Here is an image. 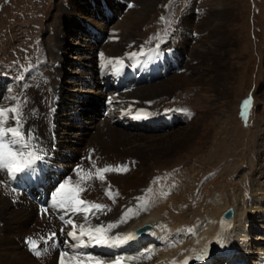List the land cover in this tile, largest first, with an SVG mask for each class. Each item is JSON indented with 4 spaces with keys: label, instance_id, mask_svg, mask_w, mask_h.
Instances as JSON below:
<instances>
[{
    "label": "bare ground",
    "instance_id": "6f19581e",
    "mask_svg": "<svg viewBox=\"0 0 264 264\" xmlns=\"http://www.w3.org/2000/svg\"><path fill=\"white\" fill-rule=\"evenodd\" d=\"M84 1L90 2L84 4L77 2L78 5H82L83 11L87 5L94 7L95 2L99 0ZM105 1L114 2V0ZM129 1H133L135 4L132 7L133 11H130L129 5L118 0L116 4L119 6V13L122 14L111 16L110 19H99L102 25L106 24L108 39L113 41L111 44L107 42L103 46L107 38L100 39V43L97 37L92 35L94 31L92 23L82 24L84 26L82 32L88 33L90 37L89 45L93 44L94 46L92 45L93 49L89 53L92 58L86 56V59L88 58L90 61L80 62L79 66L82 69L78 73L79 75H73L71 79L70 86L75 90L71 91L67 102L70 103L74 97H80V103H78L80 107L76 102H73L77 105L78 112H72L73 117L70 122L69 119L66 120L65 114L68 113L61 111L57 103L60 94L64 91L62 87H50L46 83V89L40 87V95L36 97L33 92L39 85L31 83L30 87L26 88L29 77L26 78L24 84L20 83L21 86L19 84L20 89L14 95L12 93L4 94L3 84L0 82V108L13 107L17 101L23 105L22 111L25 113L26 120L24 128L26 130L29 127L33 129V135L38 138L39 147L43 149L44 159L37 162L36 168L47 171L50 167L51 173H54L51 175V180L56 184L49 188L48 200L51 207L47 217L40 213L35 203L14 191L17 184L25 183L26 179L23 176L17 175L16 179H12L6 172L0 171V263L59 264L60 254L57 249L43 248L44 254L37 257L29 249L27 238L31 237L36 240L34 233L37 232L39 242H42L53 230L57 231L59 235L58 226L60 223L57 217L61 215V212L53 207V193L61 182L71 178L70 183L75 185L79 181L80 175H84L85 172L90 170L95 175L96 168L108 166L113 168L126 166L127 171H110L104 173V181L92 179L82 183V186L87 189L82 193V199L107 206L104 213L97 214L98 219L91 218V225H116L108 232V235L125 237L131 234V240L134 242L138 240L139 244L133 247L129 244V239L111 247L93 246L100 253L98 255L93 253L92 259L80 255L81 252H77L78 249H76L80 264H95L96 259L104 263L118 257H125L132 264H184L185 261L188 264H213L215 261L217 264H225L219 261V259L222 260L219 256L233 259L242 257L251 263V260L254 261L260 256L264 257V243L255 244L256 241H259L258 231L261 222L259 220L264 221V207H261L264 193L260 189L253 190V196H251L253 200L250 205L237 191L232 201L225 196L217 199L214 204L207 201L205 209L203 206H199L196 210L191 209V213L188 214V209L175 203V201H179V195L177 196L171 190L172 193L167 196L165 188L159 185L157 175L153 172L155 168L162 169L167 164L163 160L164 158L156 156L170 152L175 144H184L182 142L184 138H180V136L156 139L157 137L142 134L140 137V135H130L135 134L128 132L133 130L127 128L128 131H126L116 127L126 128V125L122 123L126 120L138 121L139 128H144L148 133L160 131L168 125L175 127L176 121L178 122L180 118L178 119L176 116L173 119L172 116H165L164 104L183 88L195 87V82L198 84L203 82V78L207 74L205 71L199 73V69L205 66L204 64L209 59L216 62L217 59L225 56L226 27L233 16L229 1L220 0V9L216 11L210 9L205 12L204 17L198 19L199 38L195 39L194 37L193 39V35L187 33L188 20L183 19L184 21L178 26L180 32L175 36L174 42L176 44L179 42V46H182L183 50L189 54L184 65L187 68L185 74L198 72L195 76L179 74V71L175 72L173 68L170 71V66L167 65L168 58L171 56V62L174 63L178 57L173 51L172 47L174 46L163 51L159 47L149 46L147 43L148 48L144 41V39H148L146 33L140 30L141 27L140 29L137 27V24L150 17L151 12H154L163 0ZM122 7L124 10L121 11ZM75 8L73 3L69 9L71 11L65 10L63 15L65 17L62 16L65 25L78 22L77 17L90 13L82 12V10L76 11ZM126 8L129 11L126 12ZM114 18H121L118 21L121 31L116 33L115 37H110L109 29L114 23H111ZM92 19L94 21V18ZM75 26L73 24V27ZM80 40V44H84L82 37ZM134 53L135 55H133ZM141 59L144 61L140 64V71L149 67L146 64L154 63L152 68L155 69V72L162 73L164 78L162 76L160 78L158 74V80L152 81L149 85L139 83L141 87H136L132 91H128L129 93L104 90L98 74L103 68L109 67V70H106L107 73L116 74L118 79L123 80L124 75L119 72L125 71L126 68L129 71L133 70L132 63ZM59 61L61 62V60ZM221 62L215 63L217 66L216 85L218 73H220L219 79L223 81L220 71ZM57 64L58 67H56V63L53 67L56 69V75L60 76L64 71L62 68L65 66ZM198 66L200 67L198 68ZM177 67L181 70L179 63ZM33 69L35 74L37 71L40 72L39 67H37L38 70L35 67ZM169 71L176 75L170 76ZM181 72L184 71L181 70ZM62 97L66 96L63 94ZM106 98L113 103V112L117 117L110 114L103 116L101 103ZM70 107H74V104L71 103L69 109H66L70 110ZM85 117L90 120L87 121ZM143 117L145 119H142ZM146 122L155 125L160 122L161 124L147 127L148 125L143 124ZM76 125L81 126L82 133L87 137L85 140L74 141L70 137L71 146L68 138L75 130ZM135 127L137 128V126ZM74 166L82 171L79 174L77 171H72ZM56 170L60 171L61 178H56ZM25 176L29 178L30 182L35 180L31 182L33 184L38 180L35 174L25 173ZM27 183L29 184L26 181ZM109 186L111 197L107 191ZM103 196L107 197L109 201L103 199ZM180 200L182 201V199ZM230 207L233 208V215L230 218H225L223 214ZM72 218L77 225L83 223L82 219ZM144 225L148 226L147 230L136 235L137 230ZM70 230L71 226L68 231ZM72 243L71 239L68 241L66 237L63 238V252L68 253V256L64 257L65 264H76V260H69V257L73 256ZM109 249L111 254L106 253ZM254 262L257 263V260Z\"/></svg>",
    "mask_w": 264,
    "mask_h": 264
},
{
    "label": "rangeland",
    "instance_id": "374dc122",
    "mask_svg": "<svg viewBox=\"0 0 264 264\" xmlns=\"http://www.w3.org/2000/svg\"><path fill=\"white\" fill-rule=\"evenodd\" d=\"M116 1L118 0H114L115 7L114 2L109 1L108 6L104 7L99 0L95 2L94 7L87 5L83 11L82 5H78L77 2L84 4L90 1L0 0V82L3 84V93L16 94L20 89L19 84H24L28 77L26 88H29L31 83L39 85L33 92L36 97L40 95V87L46 89V83L50 87L60 86L64 91L57 103L61 111L68 113L65 114L66 120L69 119L70 122L72 112H78L77 105L80 107L78 104L80 97H74L70 103L67 102L71 91L75 90L70 86L71 79L73 75H79L82 69L79 66L80 62L90 61L86 56L91 57L89 53L93 49V44L89 45L91 42L88 33L82 32L84 29L82 24L92 23L94 27L92 35L97 39L107 38L103 46L107 42L113 43L108 39L106 24L102 25L99 19H110L111 16L122 14L119 13ZM227 1L233 10V16L226 27L225 56L216 62L209 59L205 66H198L199 73L205 71L207 74L203 78L204 81L199 84L195 82V87L183 88L164 104L165 116H172L166 113L168 111L180 118L178 122H174L175 127L168 125L160 131L148 133L144 128H136L134 124L129 126L130 121L126 124L122 121L126 128L116 126L126 131L133 130L128 131L135 133L130 135L140 137L148 135L157 137L156 139L180 136L184 138L182 141L184 144H175L170 152L156 156L164 158L168 165L162 169L155 168L153 172L157 175L159 185L165 188L167 196L172 191L179 195V201L175 203L188 209V214L191 213V209L196 210L199 206L205 209L207 201L214 204L217 199L224 196L232 201L237 191L249 205L253 200L251 196L254 189H260L264 193V0ZM73 3L76 11L90 13L77 17L78 22L65 25L62 16L66 9H71ZM106 7L111 10L109 14ZM130 7V11H133V5ZM210 9L213 11L220 9V0H163L154 12H151L150 17L137 24V27L139 29L141 27L140 30L146 33L148 38L144 39L146 45L148 43L149 46L155 47L157 44H168L165 47L157 46L163 51L174 46L173 51L176 52V56L178 55L174 63L176 66L179 63L181 70L184 71L179 70V74H185L187 68L184 65L189 54L179 46V42L177 44L174 42L175 36L180 32L178 26L182 21L188 20L187 33H191L193 39L199 38L198 19L204 17L205 12ZM127 11L129 9L126 8ZM119 20L121 18H114L111 21L114 23L109 29L110 37H115V34L121 31L118 26ZM73 24L76 26L73 27ZM81 37L84 44H80ZM101 50L100 48V52ZM59 57L61 62L58 60ZM217 61H222L220 71L223 81L219 79L218 73L216 85ZM35 63L41 65L34 66ZM55 63L56 67L57 63L65 66L60 76L56 75V69L53 67ZM168 64L171 71L173 68L171 56L168 58ZM33 66L36 69L39 67L40 72L37 71L35 74ZM119 73L121 74V71ZM3 74H12L14 77H2ZM158 74L161 78L162 73ZM196 74L189 72L185 75ZM172 75L176 74L170 72V76ZM16 76L21 77L17 79ZM136 87L139 88L141 85ZM63 94L65 98L62 97ZM71 103L74 107L67 110ZM250 105L253 107L246 110ZM114 115L113 112L111 116L117 117ZM176 116H172L173 119ZM85 119L90 120L88 117ZM70 137L74 141L85 140L87 136L82 133L81 126L76 125L68 138L72 146ZM48 169L51 171L50 167ZM77 169L78 167L74 166L72 171L76 172ZM55 176L61 178L60 173H56ZM102 198L107 199L105 196ZM261 207H264V201ZM259 221H261L259 241L255 242L258 245L264 243V221L262 219Z\"/></svg>",
    "mask_w": 264,
    "mask_h": 264
},
{
    "label": "snow or ice",
    "instance_id": "6c2138e0",
    "mask_svg": "<svg viewBox=\"0 0 264 264\" xmlns=\"http://www.w3.org/2000/svg\"><path fill=\"white\" fill-rule=\"evenodd\" d=\"M13 99L15 100L16 98L14 97ZM245 106H247V102ZM22 107L23 105L17 101L13 107L0 108V171L6 172L12 179H16L18 174H35L37 162L44 159L43 149L39 147L38 138L33 135V129L31 127L27 130L24 128L26 120ZM81 171V169H77L78 174ZM110 171H127V167L113 168L108 166L96 168L95 175L89 170L84 175H80L79 181L75 185L70 183L71 178H68L61 182L53 193V207L61 212L59 219L65 225L71 226V230L64 234L73 241L71 244L73 256L69 257V260H76V264H80L75 252L78 248L89 246L111 247L132 239L131 234L125 237L108 235V232L116 226L113 224L92 226L91 218L95 217L98 219L97 214L104 213L107 206L82 199V193L87 190L86 187L82 186V183L92 179L104 181V173ZM107 191L111 197L110 186ZM112 198L114 199V197ZM43 212L47 213L48 209H43ZM65 217L69 218L65 219ZM72 217L82 219L83 223L77 225ZM61 231L63 233V229ZM55 238L56 233L53 232L47 237L45 243L48 241L54 242ZM27 243L30 246V250L37 257L44 254L43 250L38 249L36 240L29 237L27 238ZM80 255H85L92 259L91 254L81 253ZM66 256H68L67 252L60 254L59 264H65L64 257ZM95 264H102V261L96 259ZM115 264H121V262L117 260ZM184 264H188V262L185 261Z\"/></svg>",
    "mask_w": 264,
    "mask_h": 264
},
{
    "label": "water",
    "instance_id": "95a60500",
    "mask_svg": "<svg viewBox=\"0 0 264 264\" xmlns=\"http://www.w3.org/2000/svg\"><path fill=\"white\" fill-rule=\"evenodd\" d=\"M232 208H229L224 214L227 216V217H231L233 215V212H232Z\"/></svg>",
    "mask_w": 264,
    "mask_h": 264
}]
</instances>
